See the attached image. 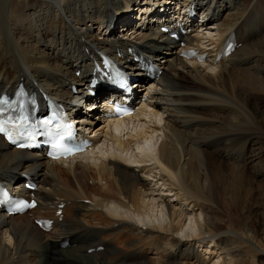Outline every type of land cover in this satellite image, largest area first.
<instances>
[{"label": "bare ground", "instance_id": "1", "mask_svg": "<svg viewBox=\"0 0 264 264\" xmlns=\"http://www.w3.org/2000/svg\"><path fill=\"white\" fill-rule=\"evenodd\" d=\"M196 1L215 23L189 37L195 46L210 50L231 33L249 42L217 64L188 63L169 49L154 20L166 19L179 0H0V91L24 79L74 104L69 86L80 82L77 70L86 77L91 55L131 44L164 69L156 87L162 103L143 105L127 123L144 128L136 124L127 138L108 125L96 129L125 156L91 150L95 165L84 154L50 162L0 137V179L20 184L24 174L37 177L34 217L55 219L57 205L67 203L51 233L29 215L0 214V264H264V0ZM133 8L139 17L130 15ZM132 22L129 36H113L119 24ZM101 29L109 39L97 38ZM157 116L160 122H152ZM156 133L164 140L153 167L146 141ZM132 143L144 147L139 160L128 153ZM111 206L140 214L162 208L168 222L134 224ZM188 221L198 231L187 237ZM66 237L76 246L61 250ZM98 246L104 250L88 253Z\"/></svg>", "mask_w": 264, "mask_h": 264}, {"label": "rangeland", "instance_id": "2", "mask_svg": "<svg viewBox=\"0 0 264 264\" xmlns=\"http://www.w3.org/2000/svg\"><path fill=\"white\" fill-rule=\"evenodd\" d=\"M132 2H133V0H132ZM139 5H141V4H139ZM141 6H143V5H141ZM176 8H177V5L175 6ZM146 8V7H145ZM140 11V10H139ZM130 15H133V16H135V15H137L138 13H137V10L135 9V8H133V9H131V11H130ZM145 13H147L148 14V12H146V9H144L143 8V11H142V14H145ZM124 17H126V15H124L123 16V18ZM137 17H139V15H137ZM122 18V19H123ZM125 19V18H124ZM138 19V18H137ZM136 23L137 24H141L142 23V21H140L139 19L138 20H136ZM126 26H128V24H125V25H121V24H119L118 26H117V28L116 29H114L115 30V32H114V35L113 36H116V37H119V36H124V35H127V36H129L130 34V32L129 33H127L128 31H126V30H124V28L126 27ZM213 26H214V23H213ZM216 26V25H215ZM204 28V27H203ZM203 28H201V30L203 29ZM130 31H131V28L129 29ZM98 31V30H97ZM96 31V36H97V38H102L101 40L102 41H104L105 39H109L108 38V33H107V31L106 30H100V31H98L97 32ZM207 32H209V29H206V30H204V33H207ZM204 33H202V34H197V35H203ZM112 35V34H111ZM113 36H111V37H113ZM110 37V38H111ZM205 37V36H204ZM202 41H205V40H201V42ZM189 63V62H188ZM214 69L216 68V67H213ZM162 113H160V115H161ZM98 119V118H97ZM159 119H161V117H159V116H157V119H154V117H153V119H152V122H156V123H159L160 122V120ZM148 121V120H147ZM142 123V122H141ZM137 123H135V125H136ZM129 125V124H128ZM127 125V126H128ZM135 125H129L128 127L130 128V129H128L127 130V126L126 127H123V135H125V138H127V132H133L132 131V129H134L135 128ZM140 125V126H139ZM137 124L136 126V128H144V126H146L147 124H145V125H142V124ZM99 126H104L103 124L102 125H99ZM138 128V129H139ZM126 130V131H125ZM125 132V133H124ZM122 136V135H121ZM159 134L158 133H156V135H153V136H150V138H148L147 139V141H146V144H148L149 143V146H150V144H151V150H150V154H149V160H150V163H151V165H153V167H156V165H155V163L157 162V144H158V139H159ZM126 140V139H125ZM148 142V143H147ZM105 145V144H104ZM140 146V147H139ZM153 146V147H152ZM107 147H108V150L109 151H105V150H107ZM136 152L135 153H133L131 156H132V159H135V160H139V158H138V156L137 155H135L136 153H137V151H140V152H142L143 150V146H141V144H139V143H137L136 144ZM154 150V151H153ZM111 151V152H110ZM99 153V155L100 154H104V155H106V156H109V155H114V154H121L122 156H125V152H120L119 150H118V148L115 146V145H113V143H112V141H110V142H106V145L105 146H103V147H101L100 149H99V151H98ZM102 152V153H101ZM109 155H108V154ZM89 156V158H87ZM86 158H87V160L88 161H86L85 159H84V161H86V162H89L90 164L91 163H93V165H95L96 163H97V161H99V159L97 160V158L96 157H94L93 156V154H91V155H88ZM92 158V159H91ZM96 162V163H95ZM153 162V163H152ZM140 169V168H139ZM98 185H100V183H97V186ZM155 199H158V196H156L155 197ZM170 200H172V198H169ZM147 202H148V200H147ZM172 203H175V202H172ZM111 209L112 210H114V211H116V212H119L120 211V213H122V214H124V215H127L129 218H130V220H131V222H133L134 224H141V222L142 223H144V224H149V225H152V224H157L158 222L159 223H162V225L164 226L165 224H167V222H168V218H167V216H166V213H165V211L162 209V208H157L156 210L154 209L153 211L152 210H148V212H145V210H144V212H143V214H140V213H137V212H133V211H131V212H126L125 210H123V209H118V208H115L114 206L112 207L111 206ZM107 209H104V212H107L106 211ZM128 213V214H127ZM138 222V223H137ZM188 226H187V228H186V230H185V233H184V236H189L190 234H194V233H197V227L195 228V226L190 222V221H188ZM189 233V234H188ZM199 250H201V248L199 249ZM200 252H202V251H200ZM202 253H204V252H202Z\"/></svg>", "mask_w": 264, "mask_h": 264}, {"label": "snow or ice", "instance_id": "3", "mask_svg": "<svg viewBox=\"0 0 264 264\" xmlns=\"http://www.w3.org/2000/svg\"><path fill=\"white\" fill-rule=\"evenodd\" d=\"M4 132V127L2 124H0V133Z\"/></svg>", "mask_w": 264, "mask_h": 264}]
</instances>
